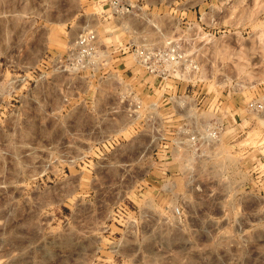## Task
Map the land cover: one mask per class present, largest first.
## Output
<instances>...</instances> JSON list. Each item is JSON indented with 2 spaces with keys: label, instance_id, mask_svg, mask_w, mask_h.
Segmentation results:
<instances>
[{
  "label": "rangeland",
  "instance_id": "1",
  "mask_svg": "<svg viewBox=\"0 0 264 264\" xmlns=\"http://www.w3.org/2000/svg\"><path fill=\"white\" fill-rule=\"evenodd\" d=\"M117 1L127 15L110 0H0V264H264V0ZM84 31L107 51L179 43L197 69L154 92L159 117L177 122L183 100L219 119L218 138L157 157L130 130L93 138L108 125L93 126L89 78L52 77Z\"/></svg>",
  "mask_w": 264,
  "mask_h": 264
},
{
  "label": "built area",
  "instance_id": "2",
  "mask_svg": "<svg viewBox=\"0 0 264 264\" xmlns=\"http://www.w3.org/2000/svg\"><path fill=\"white\" fill-rule=\"evenodd\" d=\"M109 3L113 14L117 16L128 14L129 7L117 0H110ZM127 56L131 58V67L126 68L122 63L116 65L112 63L109 65L110 70H107L109 61L116 58L122 60ZM52 66H54L52 77H63L66 74L74 79L89 78L91 83L85 93L89 98L87 103L91 104L89 114L93 126L96 128L97 123L108 125L106 133H100L91 127L90 135L92 134L93 138L115 140L130 130L135 136L147 137L152 145L149 152L157 157L193 151L203 143L216 140L223 129L216 116L206 119L203 115L196 116V113L193 115L190 113L191 116L185 115L188 108H179L183 106L179 103L180 106L176 109V113H180L177 122L168 124L170 119L159 117L160 105L153 99L154 92L163 94L169 87L176 88L179 82H183L187 72L191 70L192 73L197 69L191 56L176 41L168 42L162 47H138L127 44L107 51L105 47L98 48L91 31H84L77 35L64 55H55ZM129 80L131 81L127 82ZM58 87L61 88V85ZM69 87L66 88L67 93L61 94L63 101H66L71 93L79 92L78 85L73 84ZM80 95L81 93L78 98ZM187 97L184 92L176 96L177 99L184 100ZM189 104L195 109L198 106L202 107L195 101H190ZM220 104V99L216 98L214 113ZM247 109L258 111L261 107L250 102ZM173 213L176 216L180 215L177 208L173 209Z\"/></svg>",
  "mask_w": 264,
  "mask_h": 264
},
{
  "label": "bare ground",
  "instance_id": "3",
  "mask_svg": "<svg viewBox=\"0 0 264 264\" xmlns=\"http://www.w3.org/2000/svg\"><path fill=\"white\" fill-rule=\"evenodd\" d=\"M177 103H179V104H182L183 103V101L181 100V101H177Z\"/></svg>",
  "mask_w": 264,
  "mask_h": 264
}]
</instances>
